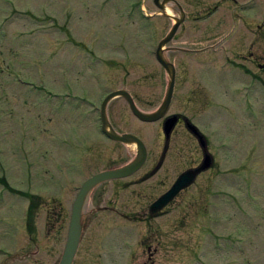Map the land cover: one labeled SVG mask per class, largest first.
<instances>
[{
  "label": "rangeland",
  "instance_id": "374dc122",
  "mask_svg": "<svg viewBox=\"0 0 264 264\" xmlns=\"http://www.w3.org/2000/svg\"><path fill=\"white\" fill-rule=\"evenodd\" d=\"M157 1L167 13L154 0H0V264H54L72 186L133 154L99 130L97 105L113 87L143 110L160 101L167 76L153 48L178 12L173 0ZM177 1L184 17L164 41L180 47L166 51L177 71L168 110L203 120L217 162L199 180L210 174L216 212L188 203L192 185L161 214L119 216L96 185L90 193L104 195L91 198L71 264H264V22L255 38L245 21L264 0ZM229 50L243 59L228 60ZM105 117L159 150L158 119L140 120L121 95L109 98ZM21 191L37 200L30 223ZM121 200L120 210L144 215L135 197ZM214 214L228 218L212 221L209 237L202 217Z\"/></svg>",
  "mask_w": 264,
  "mask_h": 264
},
{
  "label": "flooded vegetation",
  "instance_id": "af4514ba",
  "mask_svg": "<svg viewBox=\"0 0 264 264\" xmlns=\"http://www.w3.org/2000/svg\"><path fill=\"white\" fill-rule=\"evenodd\" d=\"M216 7V6H215ZM214 6L210 8V10H213L215 8ZM246 19L250 20L247 21ZM245 21L250 22L251 24L250 27H254L255 29V38L259 36V27H261V24L264 22V10H262L261 15L257 17V19H249L245 18ZM241 22V21H240ZM168 48L174 49V48H180L177 45L174 46H169V45H164L162 47V53L165 56V58L169 61L172 62L173 65V84H172V89L171 93L169 96V100L167 103V106L165 110L162 112L160 116H158L155 119H158V124H157V131L158 134H161V146L159 147V150L153 153V149H150L149 147L145 146L143 156L140 160L142 163L147 160L148 163L143 166L142 169L138 170L139 167L141 166L140 162L132 169L124 172V173H118V174H110L107 176H104L97 181L91 183L88 188L86 189V192L83 196V201L81 204L80 208V226L83 223V219L85 217V213L87 210V207L92 205V197H98L101 193V191H96L94 194L90 193L91 189L96 186V185H101L102 189L107 190V193L110 194L109 196L107 195L106 201L111 200L113 204V214H117L119 216H124V217H131V216H154L161 214L167 210L168 205H171L174 203V201L178 199L185 198V193L189 192V188L192 185H196L197 188H195V194L196 196H193L191 200L188 203L191 204H196L197 201H201V213L205 216H207V211L215 210V203L212 201V196L215 195L216 193V188L215 186L213 187L212 184L209 181L210 174L205 175L204 178L200 181V174L208 169H211L215 167L216 165V158L214 157V150L213 147H210V142L212 141L210 139L209 133H207L202 126V121L200 118L195 117L194 114L189 112V110L185 108H177L174 111H169L168 107L170 104V99L171 95L173 93V88L175 87V82L174 78L175 75L177 74L176 71V65L173 60L169 59L166 55V51ZM229 55L227 56L228 60L229 58H234V59H243L241 56H237L235 53L233 54L229 50ZM195 55V54H193ZM251 55V54H250ZM256 57L255 59V64L263 66V64L257 61L258 56L255 54ZM214 57V55H213ZM253 60V59H251ZM160 64V63H159ZM161 65V64H160ZM162 66V65H161ZM164 69V68H163ZM192 69V68H191ZM244 69V68H243ZM189 67L183 65V67L180 68V77L184 78V76L187 75L189 71ZM246 70V69H244ZM165 71V70H164ZM166 73V72H165ZM114 88V87H113ZM112 89V88H109ZM109 89L105 90L108 91ZM129 92V90H127ZM103 93V94H104ZM130 93V92H129ZM102 94V96H103ZM115 95H121V94H115ZM112 95V96H115ZM132 99L133 96L130 93ZM101 96V97H102ZM111 96V97H112ZM122 96V95H121ZM123 97V96H122ZM190 97V96H188ZM110 98V97H109ZM105 102L104 110H105V115H106V105L107 101ZM124 98V97H123ZM162 98V97H161ZM125 99V98H124ZM101 100V98H100ZM97 105V112L99 111V102ZM161 100V99H160ZM134 101V99H133ZM135 102V101H134ZM193 102V101H191ZM159 103V102H158ZM108 122V120H107ZM201 122V123H200ZM109 123V122H108ZM111 128L112 125L110 124ZM98 127L99 130L108 138L112 139V142L117 143L120 140L117 138H113L109 135L106 134L104 129L101 127V123L98 120ZM113 130H115L113 128ZM123 131H130V130H123ZM182 140V141H181ZM145 145V144H144ZM173 145V147H171ZM212 148V150H211ZM215 149V148H214ZM172 150V152H171ZM216 152V149H215ZM136 154V148L133 147V154L131 157L123 162L120 163H112L109 165H101L97 168H95L93 171L89 172L88 174L83 175L77 183H75L72 188H71V196L68 198L69 200V206L68 209H66V217H65V227H63V239H62V244L66 235V225H67V220L69 218L70 210H71V202L73 197L76 194L77 188L80 184V182L90 175L93 172L99 171V170H106V169H114L116 167H120L133 159ZM187 157V159H185ZM82 166V165H81ZM82 169H77L74 174L75 176L78 175V173L81 172ZM138 170V171H137ZM72 172V170H71ZM180 172H186L187 174L185 176L190 175V178L180 185L168 198L167 200L161 204L160 206L156 208H151L150 204L154 199H156L164 190H166L170 184L174 181L175 177L180 173ZM72 176V175H71ZM109 182V185L107 184ZM140 183V185H137L138 189L134 190L133 192L129 191L127 188L132 184ZM103 190V191H104ZM105 192V191H104ZM121 192L128 193L129 195H123ZM24 201H25V207H24V214L26 215V222L30 223V213L31 211L33 212V206L35 205V202L37 204V200L32 196V193L28 192H20ZM134 195V196H133ZM119 197V200H118ZM121 197L126 200L125 202H128L135 197L136 202H140L139 204L142 205L145 204L144 207H141L139 210L140 212H144V215H134L131 211L129 210H120L118 208V202H124L121 200ZM207 203H214L212 206L207 205ZM108 207V204L105 206ZM216 212V210H215ZM204 225L207 224L209 221V225L207 228H203L205 230L204 234H212L211 226L213 225L212 221H217L216 223H222L226 218L225 216H216L214 214L213 217H202ZM211 224V226H210ZM202 229V228H201ZM81 230L82 227H80L79 234L77 237V242H79L80 235H81ZM62 248V246H61ZM58 260V259H57ZM56 260V262H57ZM56 262L54 264H56ZM72 262V257L70 259V263Z\"/></svg>",
  "mask_w": 264,
  "mask_h": 264
},
{
  "label": "water",
  "instance_id": "95a60500",
  "mask_svg": "<svg viewBox=\"0 0 264 264\" xmlns=\"http://www.w3.org/2000/svg\"><path fill=\"white\" fill-rule=\"evenodd\" d=\"M154 1H156L158 3L159 7L161 8V11L165 12L163 10V2L157 1V0H154ZM173 1L177 6L178 14L173 15V21H172L170 27L168 28L166 33L158 39L156 47H155V56L160 61V63L164 66L165 71L167 72V75H168V80H167V85L165 88L164 95H163L162 99L160 100L159 104L157 105V107L151 111H144V110L139 109L134 104L131 96L129 95V93L124 88L112 89V90L108 91L107 93H105V95L103 96V98L101 100V104H100V118H101V124H102L103 129L111 137L117 138V139L122 140V141H128V142L134 141L135 147L137 149L136 155L130 162H127L123 166L114 168L112 170L106 169V170H102V171H98L96 173H93L92 175H90L86 179H84V181L81 183V185L78 189V192H77L75 198L73 199V201L71 203V210H70L69 219H68L66 236H65V240L63 243V247H62L59 259H58L56 264H69L71 255L73 253V250H74V247H75V244L77 241L79 229H80V208H81V204L83 201V196L86 192L85 187H87L88 185H90L94 181H96V180H98L104 176H107L110 174L124 173V172L134 168L140 162V160L143 156V153H144L143 144L141 143L140 139L138 137H136L135 135H133L129 132H116L111 128L110 125H107V127L105 128L104 125L106 124L107 121H106L105 114L103 111V106H104L106 99L115 93L122 94L126 98L128 105L131 108V110L138 117L145 118V119L157 117L164 110L165 106L167 105V101H168L169 94L171 91V86H172L173 68H172L171 62L168 60H165L163 58V56L161 54L160 44H162L167 38H169L171 36V34L174 31L175 27L177 26L178 22L182 19V15H183V11L181 9L180 4L176 0H173ZM188 178L189 177L184 176V174H179V176H177L175 178V180L171 184V186L166 191H164L163 194L154 201V203L160 204V202L165 201L183 182H186L188 180ZM151 206H153V203L151 204Z\"/></svg>",
  "mask_w": 264,
  "mask_h": 264
},
{
  "label": "bare ground",
  "instance_id": "6f19581e",
  "mask_svg": "<svg viewBox=\"0 0 264 264\" xmlns=\"http://www.w3.org/2000/svg\"><path fill=\"white\" fill-rule=\"evenodd\" d=\"M165 9H166V11L168 10V8L167 7H165ZM169 12V11H168ZM167 13V12H166Z\"/></svg>",
  "mask_w": 264,
  "mask_h": 264
}]
</instances>
